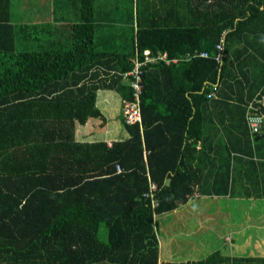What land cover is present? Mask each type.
<instances>
[{
	"label": "trees",
	"instance_id": "trees-1",
	"mask_svg": "<svg viewBox=\"0 0 264 264\" xmlns=\"http://www.w3.org/2000/svg\"><path fill=\"white\" fill-rule=\"evenodd\" d=\"M140 1L124 36L107 45L86 18L59 41L44 36L51 23L12 25L9 1L0 0V264H264L262 254L218 249L163 260L154 230V216L195 191L234 192L231 159L258 156L255 145L264 140L253 139L262 130L251 133L245 116L264 95V0H184L194 20L174 29L152 20L154 0ZM145 49L175 62L140 65V122L120 116L127 137L110 146L75 141V122L96 117L104 128L98 91L117 95L121 106L132 100L121 72ZM217 123L243 143L227 138L237 155L210 147L208 126ZM150 182L154 207L142 195Z\"/></svg>",
	"mask_w": 264,
	"mask_h": 264
},
{
	"label": "crops",
	"instance_id": "crops-1",
	"mask_svg": "<svg viewBox=\"0 0 264 264\" xmlns=\"http://www.w3.org/2000/svg\"><path fill=\"white\" fill-rule=\"evenodd\" d=\"M8 1L9 23L12 25L51 23L52 32L45 34L44 36H49L58 41L62 40V37L70 32L69 27L73 21H83V19L86 18L87 25H94L95 38H97L99 42L109 45L113 42L119 41L122 35L124 36V31L121 32V30L128 27L129 13L131 11L133 13L132 19L134 21L135 0H36L35 8L32 7L31 0ZM136 1L142 4V1ZM154 4L156 13L152 17V20L164 22L166 28L170 27L169 29H174V25L178 26L179 21L192 22V20H194L191 15L186 13L188 7L185 6L184 0H154ZM40 6H42V11H40ZM166 11H168L169 14H166ZM29 28H27V30ZM185 57L188 58L187 54ZM240 57H242V55H240ZM237 74L239 75V73ZM111 93L112 92H104L103 94L98 95L95 100L96 106L106 119L104 128L101 129L99 124L101 119L96 117H88L80 124L75 122L73 128V139L75 141H98L95 138H91V134L95 130L106 134L104 137H101L99 141H104L107 146H110L113 141L123 140L127 137V133L123 126L121 128L123 130L122 135L124 136L118 134L116 137H112L115 133L114 128L112 131H108L109 118L112 114H108L111 109H106L107 103L111 100ZM119 101L120 106L116 116L120 121L121 100L119 99ZM208 130L210 133L209 138L213 142L210 147L214 149L219 148L221 153L223 150L228 149L231 155L236 154V152L229 147L227 140L228 137L232 139L231 141L237 142V148L243 146L241 141L237 139L234 140V134L230 135V128H228L227 125L225 127L218 123L214 126L209 125ZM107 133H110L111 136ZM259 134H262V136L253 139V141L260 138L264 140V129L256 136ZM262 143L263 141H257L255 145L257 146V153L261 160L258 159L259 157L256 155H252L250 158L246 155L244 156V154L238 155L237 159H231L233 165L232 174L236 178L235 183L231 188L234 192H231V194L227 193L216 196L199 194L195 191L188 198L190 199L192 197L200 196L218 197L220 198V204L222 205L223 211L233 213L231 217L223 215L225 217L224 220L226 221V225H229V235H224L223 242L220 243V240H218V242L215 243V249H218L223 255L230 257L254 256L256 254L264 255V222L259 219H250L249 221L245 219L241 220L243 215L239 214L241 211L253 213L254 206L263 214L262 217L264 218V143L263 145ZM234 146H236V143H234ZM243 199L247 201L243 202ZM180 206L184 207L186 204H181L178 207ZM233 217L236 219L233 220ZM231 235L237 239V243L232 240ZM240 239L242 241L248 239L249 244L253 245L252 249L246 254H243L241 248L237 246L242 245L238 243ZM158 256L160 259L165 260L161 257L159 247Z\"/></svg>",
	"mask_w": 264,
	"mask_h": 264
},
{
	"label": "rangeland",
	"instance_id": "rangeland-1",
	"mask_svg": "<svg viewBox=\"0 0 264 264\" xmlns=\"http://www.w3.org/2000/svg\"><path fill=\"white\" fill-rule=\"evenodd\" d=\"M32 1V7L35 8L36 0ZM42 11V6H40ZM221 36V41H222ZM103 94L98 91L97 95ZM120 106V101L117 95H112L110 102L107 103V109L110 110L108 114H112L109 118L108 131L115 129L112 137L118 134L122 135V125L118 120L116 114ZM41 131L38 132L40 137ZM111 136L110 133H107ZM106 135L103 132L95 130L91 134V138L96 140L101 139ZM35 137V138H38ZM247 200L243 199V202ZM242 203V202H241ZM186 206L178 207L175 210H169L154 216L156 221L154 230L159 244V251L161 257L168 261H181L183 259H199L216 248L215 243L220 240L224 241V235H229V225H226L224 216L231 217L233 213L224 212L218 197H192L185 203ZM245 220L259 219L264 222L263 214L253 206V213L243 212L239 213ZM224 215V216H223ZM250 215V216H249ZM249 216V217H247ZM247 217V218H246ZM236 219L233 217V220ZM243 234V233H242ZM97 238L101 242L106 240V230L103 223L98 225ZM232 240L237 243V239L231 235ZM228 243V242H227ZM242 245H237L241 248L243 254H246L252 249L253 245L249 244V240L245 239L238 242ZM257 247V245H256ZM259 249V248H258ZM108 264V263H96Z\"/></svg>",
	"mask_w": 264,
	"mask_h": 264
},
{
	"label": "built area",
	"instance_id": "built-area-1",
	"mask_svg": "<svg viewBox=\"0 0 264 264\" xmlns=\"http://www.w3.org/2000/svg\"><path fill=\"white\" fill-rule=\"evenodd\" d=\"M216 53L214 59L217 62H220L221 57L224 55L222 52V42L219 40L214 45ZM201 56H206L205 51L199 53ZM143 60H137V58H132L133 66L131 69L121 72L122 78L127 80V83L131 87V101H124L121 106L120 116L121 120L125 124H135L140 122V109H139V95L142 88V78H141V69L140 65L144 64L146 61L154 62L156 60H162L165 63L175 62V59H168L165 52L160 53L159 55L149 57L148 50L145 49L142 52ZM194 53L191 54L193 56ZM213 92L210 91L207 96L211 95ZM259 109H264V95L255 97L251 102L248 103V111L246 113V124L251 133H258L264 129V112ZM116 171H119V166H115ZM155 184L150 182L148 184L147 190L142 194L145 198L149 199L150 206H156V202L153 199V192L155 190Z\"/></svg>",
	"mask_w": 264,
	"mask_h": 264
},
{
	"label": "water",
	"instance_id": "water-1",
	"mask_svg": "<svg viewBox=\"0 0 264 264\" xmlns=\"http://www.w3.org/2000/svg\"><path fill=\"white\" fill-rule=\"evenodd\" d=\"M261 136H262V134H259L258 136L254 137V139H256V138H258V137H261Z\"/></svg>",
	"mask_w": 264,
	"mask_h": 264
},
{
	"label": "bare ground",
	"instance_id": "bare-ground-1",
	"mask_svg": "<svg viewBox=\"0 0 264 264\" xmlns=\"http://www.w3.org/2000/svg\"><path fill=\"white\" fill-rule=\"evenodd\" d=\"M132 62V61H131Z\"/></svg>",
	"mask_w": 264,
	"mask_h": 264
}]
</instances>
